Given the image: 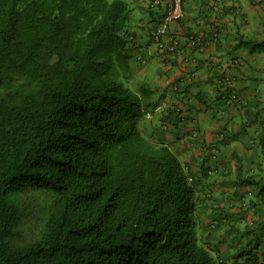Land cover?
Returning a JSON list of instances; mask_svg holds the SVG:
<instances>
[{
	"label": "trees",
	"instance_id": "trees-1",
	"mask_svg": "<svg viewBox=\"0 0 264 264\" xmlns=\"http://www.w3.org/2000/svg\"><path fill=\"white\" fill-rule=\"evenodd\" d=\"M133 10L126 0H0V264H260L264 176L238 169L232 182L251 186L259 219L241 231V216L231 224L221 208L204 226L213 196L206 158L192 174L169 143L144 133L142 120L166 95L126 84L130 59L143 62L128 44ZM170 27L162 47L149 38L164 60L179 49ZM185 37L192 48L206 42ZM230 81L216 103L245 106ZM178 82L161 131L187 118ZM189 136L203 152L219 140L206 142L199 128ZM261 151L264 162V138ZM223 234L226 258L211 243Z\"/></svg>",
	"mask_w": 264,
	"mask_h": 264
},
{
	"label": "crops",
	"instance_id": "crops-1",
	"mask_svg": "<svg viewBox=\"0 0 264 264\" xmlns=\"http://www.w3.org/2000/svg\"><path fill=\"white\" fill-rule=\"evenodd\" d=\"M126 1L134 8L133 15L137 9L143 12L149 11V14L151 13L150 20L158 17V14L161 15L166 9L165 0L164 3L159 5V11L155 14L153 13L154 7L151 5L153 0ZM133 21H135L133 25L139 30L129 28L134 35V43L130 44L135 45V41H139L138 45L141 49L137 53L143 54L146 59V61L143 59V63L149 62L153 55L155 59H158V64H147L151 70L143 73V80L139 79L137 81L138 87L136 90L145 87L151 90L152 95H157L158 93L166 95V98L162 100V105L154 113H148L144 120L148 119L152 127L153 123H161V120H159L162 115L161 112L167 109L172 99L171 95H174L173 82L179 80L178 84L183 85L182 89H186L184 93L186 95L185 104L182 107L186 111L187 107H192L194 113L190 114L185 111L184 115L187 118L179 123L178 129L180 132L176 137L170 136L172 128L168 121L165 120L163 123L169 125L167 128L169 133H166V130L162 131L159 138L171 145L172 151L192 174L197 173L199 165L204 159L203 149L198 144L191 143L190 133L193 129L199 128L200 125L203 128V132L200 128L199 130H201L205 141L212 142L218 139V135L223 131L220 130L222 125L217 128L202 111L195 110L201 107L199 102L195 100V95H214L217 91L216 78L222 80L229 75L235 87L241 90L245 106L242 109L233 107L227 114L232 116V118H238L240 126L249 125L256 117H259V115L249 117V114L251 113L250 107L261 101L260 91H256L258 95L254 91H247L248 85L251 83L248 80L251 73L250 69L258 66L259 56H247L246 50L241 49L238 43L245 38L251 37L255 41L264 40V0H184L183 20L179 24H171L170 36H168V40L174 38L179 41V49L172 55L171 60H164L160 56L158 49L149 41L150 34L154 29V23L148 21L146 25L143 20H137L135 15ZM191 33L206 41L202 47L192 48L186 43L185 35ZM213 34H215L214 41L211 40ZM234 66H237L239 71L233 72ZM151 71L153 73L148 77L147 74ZM261 78L264 79V75ZM130 87L133 88L132 86ZM262 121L264 123V119L260 120L261 123ZM204 165L206 166V162ZM222 167V170H218L219 177L217 181L210 182L212 183V191L213 187H215L214 189L217 192L214 194L213 191L212 200L205 205V214L201 216L203 218L202 225L208 226L209 223L214 222L216 216L213 213L221 208L223 211L230 213L231 224L239 216H241L240 223L244 221L252 223L257 218L259 219L260 214H256L255 210L250 208L249 202L245 203L246 194L249 195L250 186H247L248 184L233 186L232 182L238 179V177H234L236 169L232 168L227 160L223 161ZM206 168L209 169L211 176L213 170L207 166ZM253 170L251 168V171ZM260 170L264 171V167L260 168ZM262 176H264V172L260 177ZM227 207L228 210L226 209ZM223 232H225V229L220 233ZM226 237L227 235L224 236L223 234L222 237H213L211 239L212 247H215L219 251V255L225 258L232 253L229 245L226 244V241L229 240ZM260 261V264H264V256ZM226 264L231 263L226 262Z\"/></svg>",
	"mask_w": 264,
	"mask_h": 264
},
{
	"label": "rangeland",
	"instance_id": "rangeland-1",
	"mask_svg": "<svg viewBox=\"0 0 264 264\" xmlns=\"http://www.w3.org/2000/svg\"><path fill=\"white\" fill-rule=\"evenodd\" d=\"M159 8H160L159 6L154 7L153 13L155 14L156 12H158ZM134 15L137 20L138 19L143 20L144 24L146 25L148 21H150L149 11L143 12L140 9H137ZM133 24H135V21L132 20L130 23V28L137 30L138 28L135 27V25ZM244 40H248L250 42L248 44L240 45L241 49L246 50L247 56H253V55L259 56V62L257 61L258 66L256 68L250 69L251 73L249 74L250 77H248L249 78L248 80L251 83L250 85H248L249 88L247 89V91L249 92L254 91L256 95H258L256 91L257 90L260 91L259 95L261 96L260 97L261 101L259 103L254 101L256 102V104L250 107L251 113L249 114V117H256L258 115L259 117H256V119H254V121L249 125L240 126L238 124L239 119L236 117L232 118V116H230L227 113H229L230 110L233 109V107L242 109L244 106L240 105L239 103L233 104L231 101H229V103L227 104L224 100H217L216 103V96L219 93L217 91L214 95L202 96V98L209 105V108H207L206 110L203 107V105H201L200 109L202 110L204 115H206L207 119L210 122H212L214 125H216L217 128L219 125H222L220 130L223 131L219 135V140L214 144V149L204 150L203 152L204 158H206V166L209 167L211 170H213L212 175L209 176V181H208L209 183L213 181H217L219 177L218 170H222L223 161L226 160L229 161L232 168L236 169V171H234V177L238 176V171H237L238 169L242 171L244 176L251 178V180L254 178H259L264 172L260 170V168L264 167L263 155L261 151V141L264 138V127L260 122V120L264 119V79L261 78V76L264 75V49L255 46V43H261L264 42V40L255 41L253 37L245 38ZM135 43H136L135 45H131L130 43H128L129 47L132 46V48L134 49L132 50L134 52V56L137 58H141V61H143V59H145L143 54L137 53V51L141 49L138 45L139 41H135ZM130 60L131 61L129 62L130 65L129 77L131 78V80L128 79L129 83L126 84L132 86L133 89L136 90L138 87L137 81L139 79L143 80L142 77L143 73H145V71L151 70L149 69L150 67L147 66V64L150 65L158 64V59H155L153 55L149 59V62H144V63L142 62V64H138L134 60L132 61V59ZM237 71L239 70L237 69V66H235L233 72H237ZM125 73H127L128 75V71ZM151 73H153V71L149 72L147 76L150 77ZM216 80H217L216 81L217 90L219 89L225 90L226 87H224L219 83L218 78H216ZM160 94L161 93H158L157 95H155V97H158V95ZM148 112H151V108L148 109ZM159 124L160 123H153V127H152L148 119L146 120L143 119L141 123V127L144 133L148 134L147 136L157 139L161 135L160 133H162V131L158 128ZM171 128L172 131L170 132V136L176 137L179 134L180 130L175 125L171 126ZM199 128L203 132V128L200 125ZM165 132L169 133L168 130H166ZM226 156L228 159L226 158ZM251 168H253L254 170L251 171ZM214 188L215 187H213V191L215 194L217 191H215ZM251 199H252L251 194L250 195L246 194L245 203H248ZM226 209L228 210V207ZM238 224L241 231H243L245 229L246 224L244 222ZM29 232H30L29 229L26 230V233ZM234 240L236 242H239V240H241V234L236 235L234 237Z\"/></svg>",
	"mask_w": 264,
	"mask_h": 264
},
{
	"label": "built area",
	"instance_id": "built-area-1",
	"mask_svg": "<svg viewBox=\"0 0 264 264\" xmlns=\"http://www.w3.org/2000/svg\"><path fill=\"white\" fill-rule=\"evenodd\" d=\"M162 3H164V0H153L151 5L156 7ZM183 3L184 0H165L166 9L164 16L152 32V41L156 46H163L161 39L166 35L171 24L183 17ZM230 79L231 77L228 75L223 80H219V83L226 87L231 82Z\"/></svg>",
	"mask_w": 264,
	"mask_h": 264
}]
</instances>
